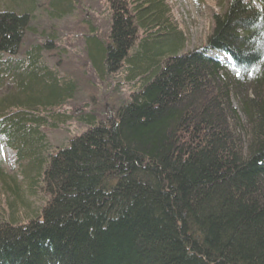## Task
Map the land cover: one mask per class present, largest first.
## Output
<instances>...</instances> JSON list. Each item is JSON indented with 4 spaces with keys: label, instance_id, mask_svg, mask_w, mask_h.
Returning <instances> with one entry per match:
<instances>
[{
    "label": "trees",
    "instance_id": "1",
    "mask_svg": "<svg viewBox=\"0 0 264 264\" xmlns=\"http://www.w3.org/2000/svg\"><path fill=\"white\" fill-rule=\"evenodd\" d=\"M106 1L84 49L130 98L102 120L47 63L56 41L20 57L30 16L0 10V147L17 165L0 168V264H264V0H226L189 52L169 0ZM73 122L87 130L54 147Z\"/></svg>",
    "mask_w": 264,
    "mask_h": 264
},
{
    "label": "rangeland",
    "instance_id": "2",
    "mask_svg": "<svg viewBox=\"0 0 264 264\" xmlns=\"http://www.w3.org/2000/svg\"><path fill=\"white\" fill-rule=\"evenodd\" d=\"M63 1L0 0V10L27 13L30 16L32 32L27 34L20 57L32 43L42 44L46 38L56 41L52 46L53 50L46 54V61L50 67L56 68L58 75L78 80L80 89L75 103L95 111L100 120L111 118L116 106L130 98V88L124 84L121 75H114V79H108L106 82L99 81L90 54H86L84 49L94 39L91 25L98 28L101 34H105L109 29V5L106 0H81L75 2L70 12H67ZM225 2L226 0H169L174 18L187 40L186 52L205 45L213 29V14L222 12ZM87 21L90 24H87ZM211 56L220 57L223 61L227 59L217 53H212ZM86 130L84 125L73 122L65 128L49 133L48 138L54 147H59L68 144L71 139ZM15 161L14 153L1 145L0 168L5 172L15 171ZM40 195L37 200L28 202L26 199L29 211L18 205L21 214L35 215L40 211L45 205V196L42 197V192ZM0 205L2 209L3 206L6 207V198H0Z\"/></svg>",
    "mask_w": 264,
    "mask_h": 264
}]
</instances>
